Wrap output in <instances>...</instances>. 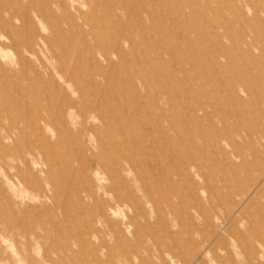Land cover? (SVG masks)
<instances>
[{
    "label": "rangeland",
    "instance_id": "obj_1",
    "mask_svg": "<svg viewBox=\"0 0 264 264\" xmlns=\"http://www.w3.org/2000/svg\"><path fill=\"white\" fill-rule=\"evenodd\" d=\"M0 264H264V0H0Z\"/></svg>",
    "mask_w": 264,
    "mask_h": 264
}]
</instances>
